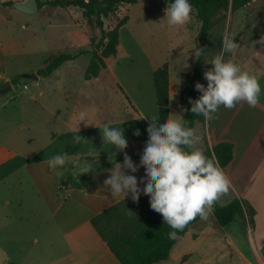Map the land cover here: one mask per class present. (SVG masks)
<instances>
[{
  "label": "crops",
  "instance_id": "crops-1",
  "mask_svg": "<svg viewBox=\"0 0 264 264\" xmlns=\"http://www.w3.org/2000/svg\"><path fill=\"white\" fill-rule=\"evenodd\" d=\"M127 5L129 3L118 7ZM72 7L76 8L63 9L71 10ZM163 7L166 9L167 6ZM245 10L250 14L240 15ZM229 12H232L228 14L230 36V19L237 13L234 40L239 47L224 59H232L258 79L261 87L259 103L256 107H249L244 102L232 109L221 107L211 121H196L194 129L200 125L203 148L206 141L211 145L221 141L234 144L232 160L221 168L230 179L231 188L216 203L227 204L234 197L246 199L256 211L255 224L251 226L239 216L221 228L210 222L197 230L196 238L191 228L182 239L191 237L192 246L183 249L170 264H264V0H251L244 7ZM75 13L83 24L87 21L80 8H76ZM197 23L196 29L201 27V22ZM70 41L74 50L65 52L92 49L89 43L79 49L75 41ZM121 45L119 40L117 54L105 58L106 67L95 78H85L91 54L84 53L66 61L49 76L38 75L32 80V87L28 86V94L18 98L12 108L8 106L12 100L9 92L0 94V264H121L91 223L92 217L102 209L124 198L122 195L113 198L104 185L115 164L92 174L82 187L71 184L74 175L81 180L78 174L85 162H80V158L88 156L90 150H95V155L126 152L139 164L145 141H135L129 131V121L135 117L109 119L110 110L105 108L110 97L105 99L106 82L102 79L109 70V60L121 55ZM88 55L90 57L81 68L83 80H77L73 69ZM50 58L25 72L37 73ZM157 67H148L152 79ZM172 67L169 64V90L181 94L189 71L176 79ZM205 67L210 69L211 65L205 64ZM115 77L116 74L111 72L110 81L113 79L125 91L119 77ZM9 78L5 53L0 47V84ZM199 82L207 85L204 76ZM125 92L140 118V107ZM143 96L154 106L157 115L154 79L153 83L150 78V84H145ZM178 109L177 118H180L185 106L180 103ZM81 112L87 115V121H79ZM143 118L145 116L141 120L147 128L149 123ZM104 123L123 130L128 141L124 152L103 144L99 127ZM78 124V135L87 142L75 144L73 138ZM64 153L68 154L70 162L64 168L51 169L48 160ZM129 174L135 175L139 183L145 170L140 167L136 173ZM142 186L139 183V187ZM184 256L187 259L183 260ZM165 264H168L167 260Z\"/></svg>",
  "mask_w": 264,
  "mask_h": 264
},
{
  "label": "rangeland",
  "instance_id": "rangeland-1",
  "mask_svg": "<svg viewBox=\"0 0 264 264\" xmlns=\"http://www.w3.org/2000/svg\"><path fill=\"white\" fill-rule=\"evenodd\" d=\"M1 1H11L13 4L24 0ZM156 1L140 0L139 3L129 4L125 8L118 7L116 13L109 18H104V28L109 29L115 25L119 18L126 15L130 17V20L120 29L121 55L116 57L118 60H109V70L105 69L102 79L106 82L105 99L110 97V100L107 101V103H110L105 104V108L110 110L109 119L116 120L119 118V120H123L135 117L133 119H139L142 122V116L150 118L155 115L154 106L149 105V102L143 96L144 86L150 84V78L151 83H153L152 76L148 72L149 66L156 65L160 67L164 63L171 64L173 66L172 74L174 77L176 76V79H181L184 72L192 71L195 66L197 57L194 51L196 50L195 45L198 42L200 31V27L196 29L195 26H198V21L201 22L197 17L196 9L192 7L191 19L188 23L183 26L170 27L166 22L165 8L159 0ZM12 4L0 6V47L5 53L7 75L10 77L8 80L29 73L25 71L40 64L47 57H54L65 51L71 50L72 52L74 48L71 47L70 39L77 43L79 49H82L87 43H89L90 48L93 47V44L96 45L102 37L101 30L96 23L90 24L88 20L86 22L84 20L83 24L81 19H77L75 10L78 7H72L70 10L44 5L36 13L29 14L16 9ZM247 13L250 14L249 11L245 10L240 15L243 16ZM229 15L227 19L219 22L214 27L212 32L215 36L230 35ZM236 16L237 13L230 19L231 36L235 35ZM77 22L81 23L77 24ZM85 35L88 38L86 37L84 41ZM226 55H228V52L224 53V57ZM205 56L204 65H211L206 60L210 61L215 54L208 52ZM87 57L90 56L82 57L77 67L73 69L77 80H83L81 68ZM111 72L119 77L117 78L121 81L125 91L140 107L142 113L140 118L136 116L137 110L132 107L131 99H129L126 92L122 91V88L115 84L113 79L110 81ZM25 83L32 87V79L24 77H20L18 82L12 84V89L8 91L12 98L8 105L10 108L13 107L18 98L20 99L28 94V88L24 89L23 87ZM108 86L109 90H107ZM179 97L180 94H175L174 89L172 93L170 92V115L176 117L179 113ZM144 121L149 123L147 119H144ZM195 130L201 137L197 147L203 151L200 125ZM143 177H145V174ZM211 219V222H214L213 218ZM193 229V232H196L199 227L195 225ZM186 238H181L178 241L176 245L178 247L174 246L175 248L172 249L170 258L167 260L168 264L175 262L183 249L192 246L191 237ZM182 241L183 243H181ZM239 246L243 248L240 242ZM165 262L155 264H165ZM194 264L200 263L195 262Z\"/></svg>",
  "mask_w": 264,
  "mask_h": 264
},
{
  "label": "clouds",
  "instance_id": "clouds-1",
  "mask_svg": "<svg viewBox=\"0 0 264 264\" xmlns=\"http://www.w3.org/2000/svg\"><path fill=\"white\" fill-rule=\"evenodd\" d=\"M191 11L189 0H173L165 9L167 25H185L191 19ZM238 47L234 36L225 34L222 50L210 61L206 60L212 67L203 72L206 86L199 81L195 83L200 95L195 100L189 98L192 114L211 121L221 107L232 109L242 102L256 107L259 103L261 87L258 79L232 59H224L225 52H234ZM203 53L204 48L194 51L197 58ZM87 119L84 112L79 114L80 122ZM143 119L149 121L146 129L148 139L138 165L124 152L128 141L121 128L109 123L99 127L103 144H110L124 152L123 162L115 163L104 185L113 198L130 195L133 201H138L141 193L147 195L151 209L161 214L164 224L172 229L169 238L175 239L177 232L183 231L197 217L208 218L214 204L229 192L231 181L218 164L197 147L201 137L183 117L170 115L163 122L157 115ZM75 131V144L87 142L78 135L79 124ZM139 134L137 130L135 135ZM95 154V150L88 152V156ZM69 162L67 153L56 154L48 160V165L51 169H57L64 168ZM140 167L145 170V177L139 181L143 188L139 187L137 177L129 174L136 173ZM92 170L93 167L87 162L80 167L81 173Z\"/></svg>",
  "mask_w": 264,
  "mask_h": 264
},
{
  "label": "trees",
  "instance_id": "trees-1",
  "mask_svg": "<svg viewBox=\"0 0 264 264\" xmlns=\"http://www.w3.org/2000/svg\"><path fill=\"white\" fill-rule=\"evenodd\" d=\"M139 0H37L38 7L49 5L57 8L76 6L82 10V14L90 24L96 23L100 28L102 37L91 50H80L77 53L62 52L50 58L46 64L37 70L41 76L51 75L66 61L72 60L84 53H90L91 59L85 71V78L97 77L101 70L106 67L105 58L117 54L120 40V29L129 19L126 15L109 29L104 28V18H109L120 4H134ZM251 0H189V3L197 11V17L201 21L196 49L204 48V53L196 59L192 71L186 75V79L180 94V103L185 106L183 119L189 127L194 128L196 121L205 122L203 116L191 113L189 98L195 100L200 93L195 89V83L200 81L206 70L204 58L208 52L215 55L222 50L223 38L216 37L212 30L215 25L227 19L230 10L236 11L247 5ZM164 6L173 3V0H161ZM11 1H1L0 6L11 5ZM23 74L11 80L12 84L19 81ZM158 115L163 122L170 116V78L169 65L164 63L153 72ZM146 127L139 119L129 121V131L135 141H147ZM139 130L137 136L135 132ZM203 153L214 160L220 168L226 167L234 156V144L229 141H221L215 144L205 142ZM130 156V155H129ZM132 157V156H130ZM124 160V154H102L95 156H83L80 162L90 163L93 170L88 173H79L82 180L78 187L86 185V181L97 171L110 167L118 161ZM71 182V179L69 180ZM72 185H75L71 182ZM143 188V186L141 187ZM255 209L242 197H234L227 204L215 203L207 219L197 217L189 223L183 231L177 232L176 238H169L172 229L163 222L161 214L153 211L150 207L149 197L140 194L138 201H133L131 196L122 198L113 205L102 209L92 217L91 223L102 239L115 254L121 264H155L169 259L171 251L177 242L195 225L201 230L209 224L213 218L216 227L228 225L239 216L251 226L255 224ZM211 217V218H210ZM198 232L193 233L196 238ZM187 256L183 257V260Z\"/></svg>",
  "mask_w": 264,
  "mask_h": 264
},
{
  "label": "water",
  "instance_id": "water-1",
  "mask_svg": "<svg viewBox=\"0 0 264 264\" xmlns=\"http://www.w3.org/2000/svg\"><path fill=\"white\" fill-rule=\"evenodd\" d=\"M12 5L16 9L29 14H34L39 9L37 0H24L20 3L14 2ZM23 77L34 80L38 78V74L36 72L24 73ZM11 89H12V82L10 80H6L0 84V94L4 92H8ZM72 182L75 185H78L81 182V180H77V175H74L72 178Z\"/></svg>",
  "mask_w": 264,
  "mask_h": 264
},
{
  "label": "built area",
  "instance_id": "built-area-1",
  "mask_svg": "<svg viewBox=\"0 0 264 264\" xmlns=\"http://www.w3.org/2000/svg\"><path fill=\"white\" fill-rule=\"evenodd\" d=\"M24 89H27L28 88V84H24Z\"/></svg>",
  "mask_w": 264,
  "mask_h": 264
}]
</instances>
